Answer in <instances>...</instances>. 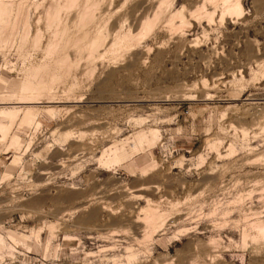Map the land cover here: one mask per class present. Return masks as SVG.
Returning <instances> with one entry per match:
<instances>
[{
    "label": "rangeland",
    "instance_id": "obj_1",
    "mask_svg": "<svg viewBox=\"0 0 264 264\" xmlns=\"http://www.w3.org/2000/svg\"><path fill=\"white\" fill-rule=\"evenodd\" d=\"M0 264H264V0H0Z\"/></svg>",
    "mask_w": 264,
    "mask_h": 264
},
{
    "label": "bare ground",
    "instance_id": "obj_2",
    "mask_svg": "<svg viewBox=\"0 0 264 264\" xmlns=\"http://www.w3.org/2000/svg\"><path fill=\"white\" fill-rule=\"evenodd\" d=\"M239 14L241 15V14H243L242 12H239ZM97 41V40H96Z\"/></svg>",
    "mask_w": 264,
    "mask_h": 264
}]
</instances>
